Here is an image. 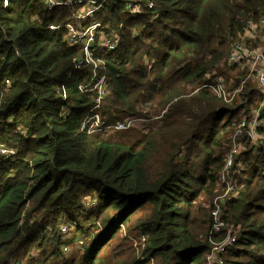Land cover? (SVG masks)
<instances>
[{"label":"trees","instance_id":"16d2710c","mask_svg":"<svg viewBox=\"0 0 264 264\" xmlns=\"http://www.w3.org/2000/svg\"><path fill=\"white\" fill-rule=\"evenodd\" d=\"M2 1L0 148L12 154L0 155V264H207L226 184L213 236L235 239L224 264H264V144L238 133L260 96L254 81L230 104L202 88L223 74L237 89L245 73L227 65L230 47L246 23L257 27L264 0H108L94 18L118 47L95 56L107 76L98 113L106 125L133 122L91 135L82 127L95 93L78 89L89 65L64 29H48L89 25L69 20L81 6ZM62 222L85 239L81 258L70 247L64 257Z\"/></svg>","mask_w":264,"mask_h":264},{"label":"built area","instance_id":"2783aa9c","mask_svg":"<svg viewBox=\"0 0 264 264\" xmlns=\"http://www.w3.org/2000/svg\"><path fill=\"white\" fill-rule=\"evenodd\" d=\"M108 0H45L44 6L47 10H52L58 7H77L76 12L69 20H90V24L84 26L82 29H76L73 25L63 24L60 26L50 25L48 29L56 32L65 30V41L72 47H79L84 53V58L87 61L91 78L88 84L79 86L78 89L81 93H95L93 101L94 105L84 119L82 129H87L89 135L96 132H102L104 130L123 131L129 128L133 121L127 123H118L112 125H106L102 119H99V109L107 95V76L106 74L99 75L103 68V60L96 58L99 53L114 52L118 47V39L115 37L109 38L102 30L101 24L95 20L94 15L100 11V9L106 4ZM11 0H3V9H8ZM152 8V5H149ZM130 14L135 15L139 13V8L134 5L129 6ZM246 26L251 27L252 30L246 32L243 36V42L232 45L228 57L227 65L229 67L240 69L245 73L244 78L240 81L237 89L232 93H229V85L225 84V79L221 75L214 74V83L204 85L202 88L211 90L217 98L221 99L224 103L230 104L235 96L240 93L244 85L247 82L254 81L256 91L260 96V100L257 106L251 110L249 114L250 122L246 126L245 122H242L238 128V133L246 136L253 141V145L259 147L264 143V135L260 133L264 129V30L262 34H258L261 28L254 27L251 23H246ZM246 42L250 45H246ZM251 44H255L252 46ZM150 68V66H148ZM9 85L8 81L4 82ZM67 115L69 112L66 113ZM100 120L102 123H100ZM94 124L96 127L94 128ZM237 151L235 146L226 159L225 173L221 174L220 179L224 181V175H228V169L232 166V158L236 155ZM12 153L0 148V155L10 156ZM227 165L229 167H227ZM228 188L223 196L217 197L214 200L213 209L211 211V236L209 243L211 249L206 257L207 264H224L222 255L226 252L227 248L231 247L235 239L232 237L231 232H227L222 241H214L213 236L221 233V229L224 228L223 222L219 220L221 215L220 202L225 198L228 193L233 192V187L228 185ZM65 230V229H63ZM82 243V242H81Z\"/></svg>","mask_w":264,"mask_h":264},{"label":"rangeland","instance_id":"374dc122","mask_svg":"<svg viewBox=\"0 0 264 264\" xmlns=\"http://www.w3.org/2000/svg\"><path fill=\"white\" fill-rule=\"evenodd\" d=\"M16 1L18 2L19 0H11V2H10V4L9 5H14L15 3H16ZM129 1V0H128ZM134 6H137L138 8H139V6L137 5V4H133ZM83 21H85V20H80L79 22H83ZM257 24H258V27H260L261 28V31H258L257 33L258 34H262V28H264V15L263 16H261L260 17V19L258 20V22H257ZM84 27V26H83ZM83 27H81V28H79V29H82ZM78 29V28H77ZM240 43V42H239ZM236 44V43H235ZM234 45V44H233ZM246 45L249 47L250 45L246 42ZM252 46H254L255 44H251ZM232 47V46H231ZM231 47H230V49H231ZM233 69H235V68H233ZM236 71H239L240 72V69H236ZM234 72V71H233ZM221 76H222V78L223 79H225V77L223 76V74H220ZM211 83H214V78H212V80H211ZM239 85V84H238ZM196 93V91L195 92H193V93H191L190 94V96H193L194 94ZM239 94V93H238ZM237 94V95H238ZM236 95V96H237ZM236 96H235V98H234V100H236ZM64 116H66L65 115V113H64ZM245 117V116H244ZM244 117H242L241 119V121H240V123H239V126H240V124L242 123V122H245L246 123V126L248 125V123L251 121L250 119H246V118H244ZM99 119H100V115H99ZM100 123H102L101 122V120H100ZM96 127V124H94V128ZM104 131H109V130H104ZM111 131H115V130H111ZM123 131H125V130H123ZM126 131H127V129H126ZM116 132V131H115ZM261 133V132H260ZM250 140V139H249ZM251 141V140H250ZM233 143V146H232V148L234 147V141L232 142ZM251 143L253 144V141H251ZM264 144V143H263ZM262 144H260V146H261ZM231 152V151H230ZM236 157V155L232 158V163L231 164H233V162H234V158ZM227 164V163H226ZM227 167H229L228 165H227ZM241 168V167H240ZM227 185V184H226ZM230 185V184H229ZM231 186V185H230ZM231 187H233V186H231ZM228 188V187H227ZM227 190V189H226ZM91 201V198H87L86 200H85V205H88V203ZM64 222H62L61 224H58L57 223V225L59 226V230H60V234H62V235H70V237H71V235L74 233V229L71 227V223H69V224H63ZM88 228H90V227H88ZM87 228V229H88ZM63 229H65V230H63ZM71 231H73V232H71ZM85 237V236H84ZM86 238V237H85ZM127 238H129V236H127ZM65 241H66V239H65ZM82 242V243H81ZM84 242H85V239L82 237V235H80V236H76L74 239L71 237V244L70 245H67V244H64L63 245V247H62V251H63V253L65 254V258H66V260H69V259H71V256L70 255H67L68 253H67V251L69 250V247H70V252H72V253H74V252H76L77 251V253L79 254L77 257L78 258H81V256H80V253H81V250L80 249H82V247H83V244H84ZM140 242H141V239H140ZM136 246H137V248L136 249H138L139 247H140V244L138 243V244H136ZM52 248V245L51 244H49V245H47V247H46V249H47V251H50V249ZM67 249V250H66ZM110 251V249L108 250V252ZM59 262V260H56V259H54V258H50L49 259V263L50 264H55L56 262Z\"/></svg>","mask_w":264,"mask_h":264}]
</instances>
